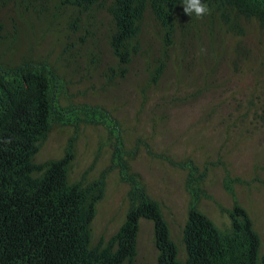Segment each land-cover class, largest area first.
Returning a JSON list of instances; mask_svg holds the SVG:
<instances>
[{
    "label": "trees",
    "instance_id": "obj_1",
    "mask_svg": "<svg viewBox=\"0 0 264 264\" xmlns=\"http://www.w3.org/2000/svg\"><path fill=\"white\" fill-rule=\"evenodd\" d=\"M202 2L211 14L200 19L184 13L182 0H0V264H137L140 219L153 222L155 264H264L260 236L236 197L225 209L230 220L225 228L201 210V201L209 197L204 182L208 161L201 167L190 155L182 158L190 199L178 242L161 202L150 195L129 162L144 149L179 166L169 148L156 153L150 140L161 136L159 129L172 108L205 97L216 87L221 66L243 63V69L264 75V42L253 44L244 29L246 22L254 23L264 37V0ZM39 24L43 35H57L46 55L38 53L43 35L27 40L23 50L25 31L33 32ZM102 24L106 60L97 54ZM78 31L83 35L76 45L85 44L82 52L64 49L51 59L54 47L63 49L65 42L73 47L68 38ZM137 64L141 78L132 91L139 109L132 127L108 117L101 104L75 102L77 94L86 96L94 86L76 92L71 87L82 84L92 71H103L108 92ZM215 107L205 106L203 120L218 124L224 143L236 131L246 134L264 127V96L257 95L256 86L247 99L237 101L233 116ZM86 124H104L115 136L112 162L128 184L122 223L96 242L92 221L109 169L91 179L69 178L75 139ZM63 127L73 133L62 155L36 162L48 134ZM127 129L134 135L129 145L124 140ZM218 163L224 165V187L232 192L242 180L228 162Z\"/></svg>",
    "mask_w": 264,
    "mask_h": 264
},
{
    "label": "rangeland",
    "instance_id": "obj_2",
    "mask_svg": "<svg viewBox=\"0 0 264 264\" xmlns=\"http://www.w3.org/2000/svg\"><path fill=\"white\" fill-rule=\"evenodd\" d=\"M43 29L44 26L39 24L33 32L25 31L23 50L27 47V40L37 39L43 35ZM244 29L246 39L253 44L264 42V37L257 31L254 23L246 22ZM98 30L97 54L106 60L108 50L104 40V24ZM79 35L83 33L78 31V34L69 36L68 42H72L73 47L67 42L63 44V49L54 47L51 59L64 49L81 53L85 44L76 45ZM56 36L55 33L43 35L38 53L46 55L55 44ZM229 40H232V37ZM243 67L244 64L241 63L237 68L227 65L218 68L216 87L205 97L172 108L166 124L159 129L162 132L161 136L153 141L150 140L156 153L163 148H169L171 155L176 158L175 163L179 166L160 156L149 155L144 149L137 150L129 162L132 169L142 176L150 195L161 202L164 218L169 224L172 237L177 241L186 219L190 199L185 190L186 170L181 165L184 160L182 158L190 155L201 167L203 162L208 161L209 172L204 182L209 197L201 201V210L217 226L225 228L230 222L225 209L232 206L233 198L236 197L254 222L260 236V252L262 253L264 252V127L251 128L246 134L236 131L228 141L229 143H224L223 130L218 127V124L203 120L206 105L216 106L213 110L221 109L223 114L231 112L233 116L237 111V101L247 99L255 86L257 95L264 96V75L259 72L254 74L249 71V68L243 69ZM200 69V66H197L196 71ZM81 73H85L84 65L81 66ZM102 74L103 71L100 72V70L97 73L92 71L87 78L83 79L82 84L71 87L70 91L76 92L78 88L83 90L91 84L94 86L93 89L86 90V96L77 94L74 98L75 102L101 104L108 117L118 120L124 127L126 125L132 127L136 122V112L139 109L138 99L132 90L134 84L141 78L140 65H135L128 77L118 82L108 92L107 87L103 86ZM101 87L106 90L104 93L99 89ZM94 89L98 90L95 94L92 93ZM63 101L64 99H61L62 104H64ZM146 118L147 110L145 109L140 119L145 122ZM79 131L80 134L75 139V155L69 173L70 180L76 181L83 175L91 179L101 171L109 169L104 195L97 204L96 215L92 221V240L96 242L99 238L107 239L122 223L128 206L126 198L128 184L121 178L120 169L113 165L112 158L116 152L117 142L115 136L109 133L104 124H86ZM70 133H73L70 127L54 128L48 134L34 160L42 162L60 157ZM124 137L127 145L134 141V135L129 129L124 133ZM218 159L228 162L232 173L242 180L241 184L233 186L232 192L224 187L222 178L224 165L217 164ZM152 240V223L141 219L137 237V264H155L156 250Z\"/></svg>",
    "mask_w": 264,
    "mask_h": 264
},
{
    "label": "clouds",
    "instance_id": "obj_3",
    "mask_svg": "<svg viewBox=\"0 0 264 264\" xmlns=\"http://www.w3.org/2000/svg\"><path fill=\"white\" fill-rule=\"evenodd\" d=\"M182 3H183L184 13L191 16V17L193 15H195L197 18L202 19L204 16L211 14V9L208 7L207 4L203 3L202 0H182ZM144 220H146V219H144ZM147 221H150V220H147ZM150 222L152 223V226H153V222L152 221H150ZM180 238H181V236H180ZM180 238L177 241L175 239L174 240L176 242H178L180 240ZM260 248H261V246H260Z\"/></svg>",
    "mask_w": 264,
    "mask_h": 264
}]
</instances>
